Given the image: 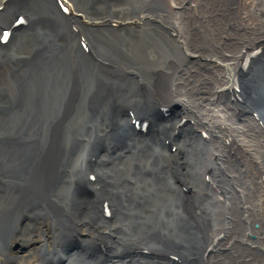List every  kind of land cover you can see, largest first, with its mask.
Here are the masks:
<instances>
[{"label":"bare ground","instance_id":"bare-ground-1","mask_svg":"<svg viewBox=\"0 0 264 264\" xmlns=\"http://www.w3.org/2000/svg\"><path fill=\"white\" fill-rule=\"evenodd\" d=\"M0 10V264H264V0Z\"/></svg>","mask_w":264,"mask_h":264},{"label":"water","instance_id":"water-1","mask_svg":"<svg viewBox=\"0 0 264 264\" xmlns=\"http://www.w3.org/2000/svg\"><path fill=\"white\" fill-rule=\"evenodd\" d=\"M26 118H27L26 122H23L22 124H26V123H27V124L31 125V124H34V123L36 124L37 121H40V119L34 118L32 114H31V117L28 116V117H26ZM14 120H17L18 123H19V119H18V118H14ZM17 121H13V122H12V121H10V120H9V121L6 120V121H4L5 123L2 122V124L4 125V128H5V127H6V128H9V126H10V125L8 124L9 122H10L11 124H15L14 122H17ZM18 123H17V124H18ZM15 127H18V125H16ZM37 127H41V128H42L43 126H41V124L39 123V124L37 125ZM34 131H35V130H34ZM22 132H24V131L22 130ZM5 133H6V132H5ZM10 133H11V132H8V133H6V134H10ZM1 178L3 179L4 182L6 181V178H5L4 176H1Z\"/></svg>","mask_w":264,"mask_h":264},{"label":"rangeland","instance_id":"rangeland-1","mask_svg":"<svg viewBox=\"0 0 264 264\" xmlns=\"http://www.w3.org/2000/svg\"><path fill=\"white\" fill-rule=\"evenodd\" d=\"M21 4L23 3L22 1H19ZM16 5H19V3H15ZM193 7H195L194 5H193ZM192 7V8H193ZM0 11H2V10H0ZM251 18L254 20L255 18H253L252 16H251ZM85 21V20H84ZM33 43H35L34 41H33ZM106 50H107V48H105ZM101 56V55H100ZM174 152V151H173ZM80 188V187H79ZM79 188H77V189H79ZM81 188H82V186H81ZM82 191V190H81Z\"/></svg>","mask_w":264,"mask_h":264},{"label":"flooded vegetation","instance_id":"flooded-vegetation-1","mask_svg":"<svg viewBox=\"0 0 264 264\" xmlns=\"http://www.w3.org/2000/svg\"><path fill=\"white\" fill-rule=\"evenodd\" d=\"M41 256H43V255H41Z\"/></svg>","mask_w":264,"mask_h":264}]
</instances>
